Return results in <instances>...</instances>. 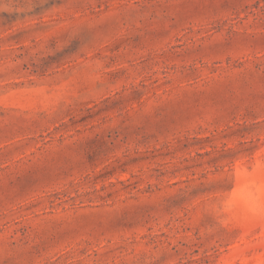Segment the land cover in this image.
Wrapping results in <instances>:
<instances>
[{"label":"rangeland","instance_id":"374dc122","mask_svg":"<svg viewBox=\"0 0 264 264\" xmlns=\"http://www.w3.org/2000/svg\"><path fill=\"white\" fill-rule=\"evenodd\" d=\"M0 264H264V0H0Z\"/></svg>","mask_w":264,"mask_h":264}]
</instances>
